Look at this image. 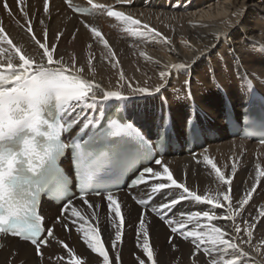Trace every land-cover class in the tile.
<instances>
[{"label":"bare ground","instance_id":"bare-ground-1","mask_svg":"<svg viewBox=\"0 0 264 264\" xmlns=\"http://www.w3.org/2000/svg\"><path fill=\"white\" fill-rule=\"evenodd\" d=\"M4 2L0 0V28L11 44L0 40V69L8 68L9 62L18 69L20 61L15 55L16 48L21 54L33 57L35 67L43 54L36 40L45 42L44 34L48 33L47 40L59 45L58 51L50 49L54 60L60 59L66 72L74 73L92 85L87 102L75 103L80 108L77 115L88 106L100 107L103 103L116 101L118 98L115 97L104 99V93L119 92L122 97L131 99L128 112L139 124L146 126L156 119L158 109L167 103L174 124L179 128L183 127L193 99L198 112L206 116V121L222 137L208 142V147L196 153L164 156L162 165L154 166V170L162 171L163 166H167L178 183H184L198 195L215 196L220 191H227L228 186L223 185L211 166L204 163L203 157L207 155L226 178H232L233 199L230 202L235 206L229 209L230 202H223L221 196L224 206L213 209L204 202L180 200L182 190L169 188L154 194L150 204L142 208L137 201L150 196L152 185L160 181L157 179L135 189H125L112 195L118 202H123L122 215L126 216L129 209L135 211L133 219L121 229L122 240L117 242L114 251L111 239L115 238V229L111 221L115 214L107 208L108 195L74 200L64 208L62 215L56 208L44 205L46 221L54 225V235L48 239L49 243L37 251L33 244L15 237L3 238L0 234V264H68V251L78 256L81 264H103V258L91 253L84 242L91 239L89 228L98 231L107 228L111 232V239L105 241L102 235L101 241L109 254V264H139L138 257L145 264H213L214 261L218 264H228L229 261L264 264V218L260 215L264 212V175H257L258 172L264 173V143L228 135L220 119L222 89L235 103L249 92L251 83L264 93V0H215L208 2L207 6H202V0H182L181 3L100 0L106 7L99 9L94 16L74 15L62 0H49L48 13L43 8L44 0H20L19 4L17 0H7L14 13L10 16L4 10ZM109 7L140 20V25L132 26L108 17L104 9ZM22 9L28 13L27 20ZM144 25L160 36L155 39L139 37L127 31L129 27L133 31H143ZM30 26L32 31H29ZM93 27L108 41V48L99 38L92 36L89 29ZM61 33L63 35L57 41V35ZM44 63H47L46 58ZM75 69H79V73ZM161 72L166 76L161 77ZM139 88H146L147 92L136 91ZM92 93L96 95L95 101ZM233 165L237 168L235 173L231 170ZM253 184L256 185L254 190ZM248 190H253L254 194L249 204L240 208L236 202ZM172 199L179 200V203L163 215L169 220L184 222L183 225L174 223L178 229L175 234L159 217V211H152ZM96 204L100 207L93 206ZM73 209L77 215H73ZM193 211H213L215 218L208 221L201 216L197 218L199 224L196 219L188 223V213ZM93 214H96L95 218ZM140 214L147 220L152 261H148L139 247L142 244V233L137 231ZM229 214L232 219L228 218ZM211 227L221 228L223 238L235 243L237 249L226 250L191 235L187 240L183 238V233L199 234L202 230L206 233ZM236 227L241 229L239 233L235 231ZM89 254L96 257L95 262L89 260Z\"/></svg>","mask_w":264,"mask_h":264},{"label":"snow or ice","instance_id":"snow-or-ice-1","mask_svg":"<svg viewBox=\"0 0 264 264\" xmlns=\"http://www.w3.org/2000/svg\"><path fill=\"white\" fill-rule=\"evenodd\" d=\"M132 0H128L131 3ZM20 3V0H17ZM93 0H88V4L92 5ZM69 8H73L71 0H68ZM4 10L8 12L11 16L14 13L11 10L10 5L5 0L3 4ZM93 7L97 9L103 8V6L96 4ZM43 8L45 13L49 12V0H44ZM74 11L80 12L79 9L73 8ZM107 12L108 17H114L118 21H123L125 23H130L132 26H139L140 20L133 19L131 15H126L123 11H113L110 7L104 9ZM22 11V15L27 20L28 13ZM88 28V25L85 24ZM29 31H32L31 26ZM92 36L99 38V41L103 42L105 48L109 47L108 41L102 36L101 32L97 28H90ZM133 36L146 37L151 36L153 39L160 36V33L156 32L154 29L150 28L148 25H144L143 31H133L132 27L127 29ZM45 42H40L36 40L40 49H43V54L40 62L34 64V58L26 54H21L19 48L15 49V55L19 58L18 69L13 67L11 62L8 63V69L11 71L7 75L0 74V138L5 135L12 133L19 127H24L30 133V135H25L18 143L16 148L4 149L0 148V233H15L23 236L25 240H30L32 244L36 246V250H40V246L45 243H49L43 236L41 232L44 231L41 227V217L37 214L30 212L29 210H18L19 205L16 200L18 180L19 176L16 175L17 169L15 165L19 163V157L24 156L29 161V167L31 168V162L33 158L40 159L41 154L35 149L34 136L37 135L36 130H32L28 127L29 123L36 118L37 109L40 104L48 105L50 101H55L57 104H71V102H87V96L92 85L87 81L80 79L78 75H73L70 72H66L65 65L60 59L54 60L53 51L54 49L58 51V43H51L47 40L48 33H45ZM63 34L57 35V41ZM33 39L36 37L33 35ZM0 40L6 41L11 44L8 36L5 35L3 28H0ZM264 50V49H262ZM46 58L47 63H44ZM115 67V65H113ZM76 73H79V69H75ZM161 77H165L164 72L160 73ZM123 80V76H121ZM189 83V82H188ZM11 84V87L8 85ZM71 86L72 94L69 96L67 93L63 92L61 89L64 87ZM123 86V85H122ZM136 91L141 93H146V88H139ZM29 97H31V102H29ZM115 97L122 98L119 92H106L104 93V99ZM96 95L92 93V100L95 101ZM40 119L43 120L42 125H47L49 129L53 125L43 118V114L40 113ZM78 123V122H77ZM48 139H52L53 135L51 132L47 134ZM204 163L211 166V169L215 172L218 180L223 184L228 186L227 191H220L215 196L198 195L195 191H191L184 183H178L177 179L174 178L173 173L169 170V167L163 166L162 171L154 170L152 167H147L143 170L141 175L134 181L133 186H138L141 182H145V174L150 177L157 178L160 182L154 183L151 188V194L160 193L165 189H181L183 195L179 198L180 200H191L195 202H204L210 205L213 209L221 208L224 206L223 202H230L233 199L232 193V178H226L224 174L221 173L217 164L213 162L209 156L205 155L203 157ZM156 165H162L160 159L155 160ZM232 172L235 173L237 168L235 165L232 166ZM258 176L264 175V173H257ZM164 181H167L164 182ZM256 185H252L254 190ZM253 190H248L245 192L244 196L240 198L236 203L240 208H244L245 205L249 204L250 199L253 196ZM98 194L102 195L103 192L97 191ZM150 194V196H151ZM223 197V202L220 197ZM107 208L111 213H114V218L112 219V227L115 229V238L111 239V232L107 228L98 231L97 228H89L88 232L92 233L91 239H85V244L87 249L91 250V253L98 254L103 258V264H109V254L105 250V245L102 243V235L104 240L107 241L111 239V244L113 250H117V242L122 240L123 229L132 219L133 212L135 210L129 209L127 215H122V203L118 202L116 198L109 192L107 196ZM140 204H144V200L139 201ZM179 200L172 199L170 203H162L157 207H154L152 211L156 213L159 211V217L171 228V233H177V227L173 226L174 223H179L183 225V221H173L169 220L163 213L169 208L174 207ZM99 208L100 205H93ZM235 205L233 203H228L227 207L231 209ZM73 215H77L76 210L73 209ZM96 214H93L95 218ZM261 217L264 218V212H262ZM203 217L208 221H213L215 218V213L213 211H203V212H189L188 213V223H191L193 219H196V223L199 224V217ZM229 219L232 216L229 214ZM84 219V217H81ZM119 220V224H117ZM147 220L144 218L143 214H140V224L139 231L142 233V244L139 247L142 249L143 254L147 257L148 261L153 260V251L150 249V233L146 227ZM251 227V225H248ZM205 228H208L206 225ZM80 229H77L79 232ZM183 232V229H181ZM235 231L239 233L241 229L239 227L235 228ZM247 231V229H245ZM49 237L54 235L51 228L47 229ZM27 234V235H26ZM196 237L198 240H202L205 243L209 241L213 245H220L224 249H237V245L232 241L224 239V234L221 228L211 227L206 233L202 230L199 234L197 232L183 233V238L188 239L189 236ZM205 235L208 239L205 240ZM249 236L252 233H248ZM199 247V245H197ZM67 247V245H65ZM67 255L70 257L68 264H81V259L74 255L71 251H68ZM139 259V264H145L143 259ZM89 260L92 262L96 261L95 256L89 254ZM118 264V262H117ZM213 264H218L214 261ZM228 264H234L233 261H229Z\"/></svg>","mask_w":264,"mask_h":264},{"label":"clouds","instance_id":"clouds-1","mask_svg":"<svg viewBox=\"0 0 264 264\" xmlns=\"http://www.w3.org/2000/svg\"><path fill=\"white\" fill-rule=\"evenodd\" d=\"M63 92L67 93L69 96H71L72 94V88L71 86H68V87H64L61 89ZM29 99V102H31V97L28 98ZM45 104H40L38 109H37V116L35 119H33L28 127L32 130H36L37 131V135H44V133H42L39 129H40V126L43 124V120L40 119V113H43V110L45 108Z\"/></svg>","mask_w":264,"mask_h":264},{"label":"rangeland","instance_id":"rangeland-1","mask_svg":"<svg viewBox=\"0 0 264 264\" xmlns=\"http://www.w3.org/2000/svg\"><path fill=\"white\" fill-rule=\"evenodd\" d=\"M169 1H178V3H181L182 2V0H169ZM202 1L204 2V4L202 6H207L208 5V2H213L215 0H202Z\"/></svg>","mask_w":264,"mask_h":264}]
</instances>
